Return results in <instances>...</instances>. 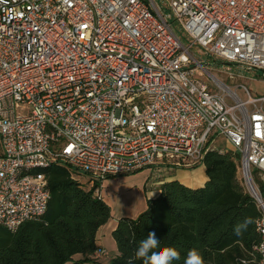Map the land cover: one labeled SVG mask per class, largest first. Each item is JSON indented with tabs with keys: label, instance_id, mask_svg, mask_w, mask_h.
Here are the masks:
<instances>
[{
	"label": "built area",
	"instance_id": "obj_1",
	"mask_svg": "<svg viewBox=\"0 0 264 264\" xmlns=\"http://www.w3.org/2000/svg\"><path fill=\"white\" fill-rule=\"evenodd\" d=\"M244 71L264 80V0H0V227L44 216V169L99 197L111 177L200 166L219 136L264 256V95Z\"/></svg>",
	"mask_w": 264,
	"mask_h": 264
},
{
	"label": "trees",
	"instance_id": "obj_2",
	"mask_svg": "<svg viewBox=\"0 0 264 264\" xmlns=\"http://www.w3.org/2000/svg\"><path fill=\"white\" fill-rule=\"evenodd\" d=\"M200 166L207 177L202 187L166 182L136 219L118 221L112 234L118 255L110 264H150L135 253L153 229L160 248L179 251L180 260L172 264H184L193 248L203 264H264L257 251L262 242L256 230L260 212L240 180L239 154L209 152ZM42 172L50 192L47 211L15 232L0 227V264H68L75 255L82 260L73 264H81L100 251L96 233L110 219V207L93 190L85 191L67 169L53 166ZM245 220L250 223L237 235L236 227Z\"/></svg>",
	"mask_w": 264,
	"mask_h": 264
},
{
	"label": "crops",
	"instance_id": "obj_3",
	"mask_svg": "<svg viewBox=\"0 0 264 264\" xmlns=\"http://www.w3.org/2000/svg\"><path fill=\"white\" fill-rule=\"evenodd\" d=\"M206 180L203 166L175 169L163 168L161 165L105 180L99 188V197L110 207V219L96 233L95 244L100 254L81 264H110L118 255L112 236L118 221L122 218L136 219L147 209V201L159 195L162 184L178 181L187 187L199 188ZM80 260L82 257L75 255L68 264Z\"/></svg>",
	"mask_w": 264,
	"mask_h": 264
},
{
	"label": "clouds",
	"instance_id": "obj_4",
	"mask_svg": "<svg viewBox=\"0 0 264 264\" xmlns=\"http://www.w3.org/2000/svg\"><path fill=\"white\" fill-rule=\"evenodd\" d=\"M250 220H245L243 224L236 227V234L240 235L241 228L245 227ZM151 220H149V225ZM161 239L157 236L153 229L148 232L147 237L140 241L139 247L136 250L135 257L137 259L144 258L150 264H172L174 260H180V253L173 247L160 248ZM158 249V251H153ZM184 264H203L202 256L195 248L189 250Z\"/></svg>",
	"mask_w": 264,
	"mask_h": 264
},
{
	"label": "rangeland",
	"instance_id": "obj_5",
	"mask_svg": "<svg viewBox=\"0 0 264 264\" xmlns=\"http://www.w3.org/2000/svg\"><path fill=\"white\" fill-rule=\"evenodd\" d=\"M242 75L244 79L241 82H243L249 88L252 95L254 96L264 95V80H262L260 72L244 71L242 72ZM238 95L240 96V98L242 99L244 98L243 94L240 91H238ZM213 145L215 146L216 149H223L227 151L231 150L230 145L225 141L223 137L217 136V138L214 140ZM80 177H81L80 181L82 183V188L84 189L87 188V186L85 185L86 177L83 175H81ZM111 178H115V177H111Z\"/></svg>",
	"mask_w": 264,
	"mask_h": 264
}]
</instances>
